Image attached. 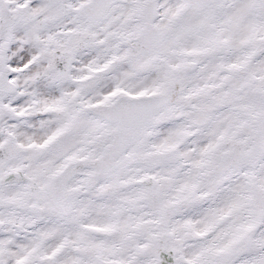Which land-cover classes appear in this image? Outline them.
Segmentation results:
<instances>
[{
    "label": "snow or ice",
    "instance_id": "6c2138e0",
    "mask_svg": "<svg viewBox=\"0 0 264 264\" xmlns=\"http://www.w3.org/2000/svg\"><path fill=\"white\" fill-rule=\"evenodd\" d=\"M0 264H264V0H0Z\"/></svg>",
    "mask_w": 264,
    "mask_h": 264
}]
</instances>
